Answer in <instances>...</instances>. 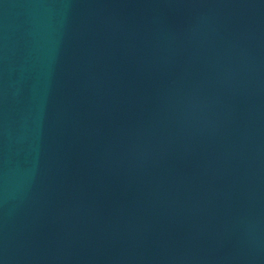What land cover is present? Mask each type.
Wrapping results in <instances>:
<instances>
[{"label":"water","instance_id":"1","mask_svg":"<svg viewBox=\"0 0 264 264\" xmlns=\"http://www.w3.org/2000/svg\"><path fill=\"white\" fill-rule=\"evenodd\" d=\"M0 264H264V0H0Z\"/></svg>","mask_w":264,"mask_h":264}]
</instances>
